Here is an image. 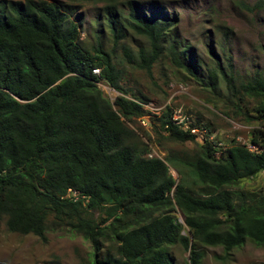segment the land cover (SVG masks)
Segmentation results:
<instances>
[{
    "label": "trees",
    "instance_id": "16d2710c",
    "mask_svg": "<svg viewBox=\"0 0 264 264\" xmlns=\"http://www.w3.org/2000/svg\"><path fill=\"white\" fill-rule=\"evenodd\" d=\"M59 1L0 3V226L44 243L49 232L79 235L93 248L89 264H171L165 248L176 243L189 252L190 264L203 263L200 246L222 247V261L247 241L264 249V193L241 189L264 173V79L239 80L232 62L223 65L214 51L205 78L198 60L189 63L186 50L170 41L174 19L149 17L136 0H90L105 4L114 48L129 32L147 40L139 69L152 77L167 54L175 69L226 97L225 117L260 124L251 132L259 154L234 141L217 156L171 123V106L154 113L145 107L147 97L127 98L111 52L101 41L85 46L73 11L65 12L66 2L83 0ZM232 1L248 13L264 8L263 1ZM124 56L134 63L126 48ZM102 83L121 95L111 102ZM246 98L257 102L252 111ZM142 120L156 140L131 128ZM162 140L200 143L185 162L186 174L170 155L149 157L153 142ZM176 210L187 235L172 215Z\"/></svg>",
    "mask_w": 264,
    "mask_h": 264
},
{
    "label": "rangeland",
    "instance_id": "374dc122",
    "mask_svg": "<svg viewBox=\"0 0 264 264\" xmlns=\"http://www.w3.org/2000/svg\"><path fill=\"white\" fill-rule=\"evenodd\" d=\"M25 1L27 0H0V3L11 5ZM243 1L250 6L259 1L264 2ZM136 2L149 17H167L175 20L170 41H176L181 49L186 50V59L189 63L192 62L193 56L198 60L196 66L201 76L206 78L207 72L213 67L214 58L211 51H214L223 65L226 61L232 62L239 80L248 81L254 77L264 79V8L248 13L241 10L232 0H136ZM66 5L65 12L71 14L73 11L71 19L80 25L81 42L90 48L101 41L106 51L111 52L117 68L122 73L121 85L127 98L147 97L153 112L171 106L172 109L192 115L195 119L210 125L227 146L234 144V141L237 142V139L238 142H249L252 130L260 127V124L246 123L243 118L225 117L222 111L231 108L224 101L226 97H219L208 91L209 89L206 90L186 73L175 69L167 54L154 65L152 77L139 69L138 53L141 48L149 47L147 40L129 32L121 40L119 47L114 48L113 37L103 12L104 3L83 0L66 2ZM124 48L132 54L133 64L128 63L125 58ZM99 87L111 102L121 95L107 84L102 83ZM208 99L216 102L218 109L208 104ZM256 104L255 100L246 98L245 109L252 111ZM130 126L142 135L148 131L152 140H156L149 125L145 127L136 122ZM143 140L149 144L147 137ZM161 143L162 145L158 146L153 142L152 154L161 158L170 155L179 170L186 174L188 167L185 162L194 158L200 143L196 141L180 144L169 140H162ZM171 174L177 182L181 180L179 173L172 168ZM241 189L264 193V173L256 179L244 181ZM172 215L183 228L182 234L187 235L181 212L176 210ZM47 238V242L44 243L32 235L11 233L3 222L0 226V264H89L92 260L91 244L79 235L61 231L49 232ZM107 248L108 246L104 248L101 258H104ZM165 249L171 264H190V254L181 243L167 246ZM200 251L203 253L202 264H264V249L250 241L235 249L226 261L220 260L225 254L222 247L200 246Z\"/></svg>",
    "mask_w": 264,
    "mask_h": 264
},
{
    "label": "built area",
    "instance_id": "2783aa9c",
    "mask_svg": "<svg viewBox=\"0 0 264 264\" xmlns=\"http://www.w3.org/2000/svg\"><path fill=\"white\" fill-rule=\"evenodd\" d=\"M93 73L99 76L100 70L99 69L94 70ZM145 107L153 112L149 104L146 105ZM159 112L160 110L154 113H159ZM146 122H147L146 120L140 121V123L145 127L148 125ZM171 123L174 126L178 127L182 132L194 136L197 139V141H199L200 143L209 144L210 146H212L216 151L215 154L217 156H219V154L223 150H226L227 148L230 147L227 146L225 142H223L218 138V133L216 131H211L206 126V124L202 122L199 123L197 119H195L192 115L186 114L181 110L173 109ZM238 141L239 140L237 139V142L235 141V143L246 146V148L252 153L259 154L261 152V150L257 146L252 144L251 139H249V142H245V143ZM153 156L154 155L152 154L149 157H153ZM68 197L76 198V200L78 199L76 192L70 191Z\"/></svg>",
    "mask_w": 264,
    "mask_h": 264
},
{
    "label": "water",
    "instance_id": "95a60500",
    "mask_svg": "<svg viewBox=\"0 0 264 264\" xmlns=\"http://www.w3.org/2000/svg\"><path fill=\"white\" fill-rule=\"evenodd\" d=\"M140 259V258H139Z\"/></svg>",
    "mask_w": 264,
    "mask_h": 264
}]
</instances>
